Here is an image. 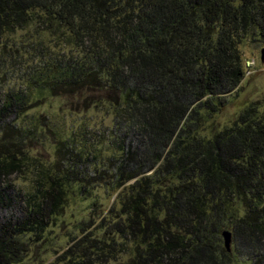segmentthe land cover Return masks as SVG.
I'll return each mask as SVG.
<instances>
[{"label":"trees","instance_id":"1","mask_svg":"<svg viewBox=\"0 0 264 264\" xmlns=\"http://www.w3.org/2000/svg\"><path fill=\"white\" fill-rule=\"evenodd\" d=\"M248 41L264 46V0H0V264L99 179L114 202L61 264H264V102L205 134L243 83ZM86 92L113 117L90 147L91 126L63 135L36 110ZM50 135L55 161L25 149ZM25 170L23 192L11 178Z\"/></svg>","mask_w":264,"mask_h":264},{"label":"rangeland","instance_id":"2","mask_svg":"<svg viewBox=\"0 0 264 264\" xmlns=\"http://www.w3.org/2000/svg\"><path fill=\"white\" fill-rule=\"evenodd\" d=\"M23 35L24 32H18L15 35V39H22L21 37ZM46 40L48 41L49 38L47 37ZM263 49L264 46L255 41H248L243 45L242 51L246 71L245 78L239 90L227 98V103L219 114L208 122L205 131L207 136H211L214 132L231 125L239 113L250 103L258 101L264 102V62L261 59ZM88 95L89 93L86 92L82 96L72 98L51 96L45 100L41 108H37L36 110H40L39 113L43 116H48L53 119L56 125L55 129L58 133H62L63 135L66 133L65 135L70 136L83 125H89L92 127V130L88 132L91 137H87V140L83 141L82 135L80 134L78 140H82V144L89 147L94 144L93 137L100 143H104L108 140L105 138L107 137L106 133L112 130L113 117L107 111L106 106L104 108L100 106L96 107L93 104L94 100L89 99L90 106L89 109H86L87 106L84 101ZM93 95L97 97L98 93ZM31 114L37 115L38 112L32 111ZM99 133L102 134L100 140H98ZM55 142V138L50 135V138L45 140L43 145L35 142L25 147V149H30V154L37 159L44 160L45 162H53L56 158ZM25 149L24 151H26ZM32 179L33 175L28 170H25L22 174L11 178V182L18 189L25 192L30 189ZM106 181L108 180L99 179L91 182V184L89 183L95 186L91 196L88 198L82 197L80 194L72 196L64 213L49 229L45 242H39L37 246L30 247L29 252L18 264H61L59 257L65 251H82L80 248L74 249L77 245L74 242L75 239H77L76 243L82 241L84 239L82 229L88 230V225L91 220L96 221L99 217L106 214L114 202V192L111 188H108ZM94 202L98 203L95 210L93 207ZM92 230H94L97 237L100 238L102 236V231L97 226L93 227ZM128 259V256L120 257L118 261L110 264H123ZM233 264L246 263L238 261Z\"/></svg>","mask_w":264,"mask_h":264},{"label":"water","instance_id":"3","mask_svg":"<svg viewBox=\"0 0 264 264\" xmlns=\"http://www.w3.org/2000/svg\"><path fill=\"white\" fill-rule=\"evenodd\" d=\"M262 61L264 62V49L262 51ZM223 238H224V245L225 248L227 249L228 252H231L232 250V233L229 231H226L223 233Z\"/></svg>","mask_w":264,"mask_h":264}]
</instances>
